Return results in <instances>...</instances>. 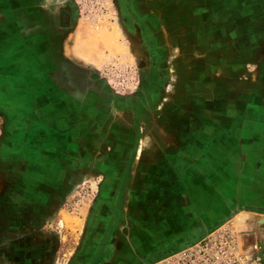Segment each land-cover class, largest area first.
Segmentation results:
<instances>
[{"label": "rangeland", "instance_id": "rangeland-1", "mask_svg": "<svg viewBox=\"0 0 264 264\" xmlns=\"http://www.w3.org/2000/svg\"><path fill=\"white\" fill-rule=\"evenodd\" d=\"M5 14L11 35L0 52L16 62L32 50L62 66L47 54L57 33L77 23L66 50L86 60L95 53L89 72H55L64 94L43 73L38 92L99 111L67 121L65 107H52L48 130L34 92L25 91L30 75L0 63L25 120L49 134L59 166L52 169L36 148L25 150L26 135H15L0 113V264H149L166 256L172 235L135 232V209L145 215L154 201L162 210L187 202L169 172L187 160L200 173L201 158L209 189L223 202L222 219L184 239L225 228L242 244L264 240L262 218L243 210L227 215L229 204L212 182L228 171L227 153L217 149L228 133L238 132L243 148L253 128L264 132L242 113L264 92V0H0L1 32Z\"/></svg>", "mask_w": 264, "mask_h": 264}, {"label": "crops", "instance_id": "crops-1", "mask_svg": "<svg viewBox=\"0 0 264 264\" xmlns=\"http://www.w3.org/2000/svg\"><path fill=\"white\" fill-rule=\"evenodd\" d=\"M5 6L7 8H11V2ZM20 7L27 8V5L23 4ZM5 12L6 14H10V11ZM6 14L2 21L4 31L1 32L0 30V47L1 44L5 43L7 38L10 37L8 35H11V32L9 33L7 28H5L11 25L10 20H8L9 16L7 17ZM76 24L77 23L75 21H72L68 30L66 28L65 31L61 32L60 30L57 33V44L53 43L52 51L47 54L49 58L56 59L61 62L62 66H59L60 68L57 65H53L52 62L47 61L43 51V55H40L38 52H33L32 50L27 51L25 54L26 62L23 60H20L19 62L11 60L7 50L0 52V63L3 64L2 68L9 69L15 65L19 69L18 71L23 79L24 76L30 75L31 81L28 85H26L25 91L34 92L33 105L40 109L41 122L46 123L48 130L52 129L53 124L52 120L49 119L47 116L48 114L46 115V113L52 107H65L66 116L63 120L67 121L73 120L74 118V120H77L76 116L80 111H99L96 105H92L86 109L82 104V100H69L65 97H62V100H60L58 96L54 97L53 95L51 99H47L45 94L38 92V78H40L43 73L50 77V81L47 82L51 84L50 87H53L58 93L64 94L63 88H61L58 81L54 77L55 72H89L88 66H91L90 60L95 53L91 54V56H89L86 60L74 51L73 53L68 54L66 50L68 46L67 40L71 37V35L73 36L75 30L77 29ZM85 33L86 32L84 30L82 34ZM76 39L77 35L75 36V41H77ZM56 48L59 49V52L57 53H55ZM81 51L84 52L83 49ZM78 53L80 54V52ZM3 59L4 62H1ZM77 63L79 66H77ZM261 73L264 74V68L261 69ZM7 77L8 76L6 74L2 75V73H0V113H4L6 121L10 122L13 126L11 127L13 128L12 131L15 135L19 132L26 135V138L24 139L26 145L25 150L36 148L40 155H47L50 157L51 163H53L51 166L52 169L59 168V166L55 165L52 161L51 146L47 143L49 134H47L45 130L38 128L39 123L25 120L17 97L12 95L9 91V89H12L15 86L11 83L12 81H10V78ZM260 93L262 96L258 100H252L251 106H249V108H245L242 113L243 118L247 121L250 120L256 123L264 124V92L261 91ZM72 114L74 117H70ZM36 128L37 130L33 131ZM256 128H253L250 132V145L244 146L243 148L242 146H238L236 144L235 138L238 137V132H227L228 144L226 146H218L217 149L227 153V157H223V159L227 160L226 163L228 171L222 170V174H213L214 177L212 182L214 183L215 191L218 190L219 193L223 195L222 198L225 200V203L227 202L229 204L227 215L230 213L229 215L231 216L232 211L233 214H235L238 210H243L242 212L248 214H256V216L262 218L261 222L262 227L264 228V141H262V138H264V132H258ZM219 140L221 141L220 138ZM200 164L202 172L205 166L202 158ZM221 164L222 163H219V165ZM171 169L172 171L169 172V180L172 184L176 181L180 182V189L188 194V201L185 203L179 202L178 206L174 208L172 207L170 210L160 209V203L155 204L154 201L152 202L153 210L145 215L142 211L141 213H138L136 208L135 232L142 231L143 233L149 234L151 238H154L156 235L158 236V234L168 232L172 235V237L164 243H167V245H180L183 241H189L184 238L189 236L193 230L201 232L205 228H214L215 225L222 219L221 208L223 202L220 200L217 192L215 193L209 189L210 181H207V178H204V173H199L197 169L188 167L187 160L181 164L179 172L176 171L175 167H172ZM183 175H189L192 179L187 180V178H184ZM43 181L40 186L41 191L46 190V182ZM200 212H203V214H200ZM74 264L89 263L88 260L83 261L81 259H77Z\"/></svg>", "mask_w": 264, "mask_h": 264}, {"label": "built area", "instance_id": "built-area-1", "mask_svg": "<svg viewBox=\"0 0 264 264\" xmlns=\"http://www.w3.org/2000/svg\"><path fill=\"white\" fill-rule=\"evenodd\" d=\"M149 264H264V240L239 242L225 228Z\"/></svg>", "mask_w": 264, "mask_h": 264}, {"label": "water", "instance_id": "water-1", "mask_svg": "<svg viewBox=\"0 0 264 264\" xmlns=\"http://www.w3.org/2000/svg\"><path fill=\"white\" fill-rule=\"evenodd\" d=\"M198 230H200V229H198ZM191 233H192V235H193V234L196 233V231L193 230ZM185 240H189L190 242H189V241H183L178 247H183V246H185V245H188V244L194 242V240H192L191 238H187V239H185ZM174 245H176V244H173V246H174ZM170 252H171V251H170Z\"/></svg>", "mask_w": 264, "mask_h": 264}, {"label": "trees", "instance_id": "trees-1", "mask_svg": "<svg viewBox=\"0 0 264 264\" xmlns=\"http://www.w3.org/2000/svg\"><path fill=\"white\" fill-rule=\"evenodd\" d=\"M176 246H179V245H171L169 248H167V249H165V251H164V253H166V252H169V251H171L172 250V248H174V247H176ZM173 251V250H172Z\"/></svg>", "mask_w": 264, "mask_h": 264}]
</instances>
